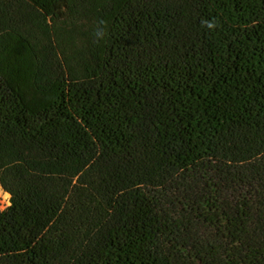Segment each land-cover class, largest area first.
Listing matches in <instances>:
<instances>
[{"label": "trees", "instance_id": "16d2710c", "mask_svg": "<svg viewBox=\"0 0 264 264\" xmlns=\"http://www.w3.org/2000/svg\"><path fill=\"white\" fill-rule=\"evenodd\" d=\"M0 264H264V0H0Z\"/></svg>", "mask_w": 264, "mask_h": 264}, {"label": "rangeland", "instance_id": "374dc122", "mask_svg": "<svg viewBox=\"0 0 264 264\" xmlns=\"http://www.w3.org/2000/svg\"><path fill=\"white\" fill-rule=\"evenodd\" d=\"M10 204V194L6 192L0 185V205L1 209H5Z\"/></svg>", "mask_w": 264, "mask_h": 264}]
</instances>
